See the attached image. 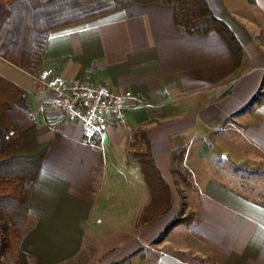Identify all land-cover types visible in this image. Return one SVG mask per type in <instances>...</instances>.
Segmentation results:
<instances>
[{"label": "crops", "instance_id": "crops-1", "mask_svg": "<svg viewBox=\"0 0 264 264\" xmlns=\"http://www.w3.org/2000/svg\"><path fill=\"white\" fill-rule=\"evenodd\" d=\"M206 1L242 45L240 63L219 33H187L164 3L131 4L50 33L41 71L54 67L70 81L90 73L132 93L124 117L93 135L53 115L39 76L0 56V75L26 91L38 149L48 147L21 243L31 264H80L85 251L87 264H264V198L226 181L221 160L264 170V0ZM139 128L173 195L171 209L144 226L138 218L151 195L133 155L145 148L133 137ZM182 203L183 216L195 218L156 243ZM103 225L114 233L107 244L94 236ZM148 246L169 250L150 260Z\"/></svg>", "mask_w": 264, "mask_h": 264}, {"label": "trees", "instance_id": "trees-1", "mask_svg": "<svg viewBox=\"0 0 264 264\" xmlns=\"http://www.w3.org/2000/svg\"><path fill=\"white\" fill-rule=\"evenodd\" d=\"M135 3L172 5L176 23L187 33H219L240 63L242 45L206 0H0V56L38 77L52 31ZM262 95L256 94L250 105L259 102ZM133 137L145 144L144 149L133 152L151 195L138 218V225L144 226L171 209L173 195L156 164L147 132L139 128ZM47 150V145L37 147L36 121L28 106L26 91L0 75V264H6L1 258L8 253L16 254L12 264H31L32 256L21 249V243L27 234L30 194ZM173 159L179 165L182 156L174 154ZM174 171L184 178L178 166ZM183 212L182 203L180 213L168 223L156 243L177 225L192 221Z\"/></svg>", "mask_w": 264, "mask_h": 264}, {"label": "built area", "instance_id": "built-area-1", "mask_svg": "<svg viewBox=\"0 0 264 264\" xmlns=\"http://www.w3.org/2000/svg\"><path fill=\"white\" fill-rule=\"evenodd\" d=\"M39 79L53 95L49 111L63 121L80 123L87 135L97 133L108 121L122 119L132 98L130 91L97 82L90 73L70 81L54 67H46Z\"/></svg>", "mask_w": 264, "mask_h": 264}, {"label": "rangeland", "instance_id": "rangeland-1", "mask_svg": "<svg viewBox=\"0 0 264 264\" xmlns=\"http://www.w3.org/2000/svg\"><path fill=\"white\" fill-rule=\"evenodd\" d=\"M223 162V176L229 183H232L233 185L237 186L243 193H245L247 196H252L255 198H264V170L262 168H250L247 166H241L239 169L235 168L234 166L230 167L232 164H228V160L225 158L221 159ZM183 180V178H181ZM235 180V181H234ZM238 180V181H237ZM183 202V201H182ZM186 217H188L190 220H193L195 217L194 213L190 210L186 212ZM192 222V221H191ZM185 225H188L189 223H183ZM99 231H94V236L100 241L101 244L102 241H104V244H107V236L113 235L114 233L108 231V227L105 225L98 227ZM117 234V233H116ZM1 231H0V239H1ZM102 239V240H101ZM106 246V245H105ZM101 247L99 251H105L104 247ZM169 249H163V250H154V246H148L147 248L142 249V252L144 256H147L150 260L151 258H154L156 256H160L165 254L164 252H168ZM85 255L82 258V262L80 264H87L86 262L91 258L92 256H89V252L85 251ZM100 255V254H99ZM190 256L189 254H185ZM185 257V256H184ZM199 257H196V262L199 263ZM16 260V254L15 253H8L4 257L1 258V261L5 262L6 264H12ZM148 260V261H150ZM214 263L213 259L211 258L208 263L205 264H212ZM125 264H133V263H125Z\"/></svg>", "mask_w": 264, "mask_h": 264}]
</instances>
